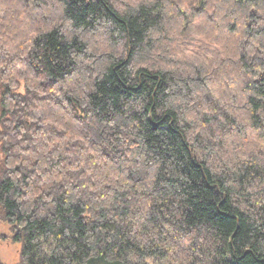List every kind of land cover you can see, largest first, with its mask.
<instances>
[{"label": "trees", "instance_id": "16d2710c", "mask_svg": "<svg viewBox=\"0 0 264 264\" xmlns=\"http://www.w3.org/2000/svg\"><path fill=\"white\" fill-rule=\"evenodd\" d=\"M0 222L17 264H264V0H0Z\"/></svg>", "mask_w": 264, "mask_h": 264}, {"label": "rangeland", "instance_id": "374dc122", "mask_svg": "<svg viewBox=\"0 0 264 264\" xmlns=\"http://www.w3.org/2000/svg\"><path fill=\"white\" fill-rule=\"evenodd\" d=\"M0 233L10 236L9 227L0 222ZM22 245L13 243L11 239L0 241V257L5 264H17L20 259Z\"/></svg>", "mask_w": 264, "mask_h": 264}]
</instances>
